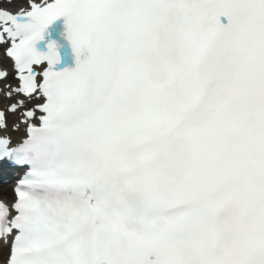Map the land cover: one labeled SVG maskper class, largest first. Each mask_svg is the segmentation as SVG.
I'll return each instance as SVG.
<instances>
[{"label":"snow or ice","instance_id":"6c2138e0","mask_svg":"<svg viewBox=\"0 0 264 264\" xmlns=\"http://www.w3.org/2000/svg\"><path fill=\"white\" fill-rule=\"evenodd\" d=\"M4 60L0 264H264V0H0Z\"/></svg>","mask_w":264,"mask_h":264},{"label":"bare ground","instance_id":"6f19581e","mask_svg":"<svg viewBox=\"0 0 264 264\" xmlns=\"http://www.w3.org/2000/svg\"><path fill=\"white\" fill-rule=\"evenodd\" d=\"M7 63L6 60H4L2 63H0L1 66H5ZM13 118V117H12ZM14 119V118H13ZM5 198H12V188L5 186L0 188V199H5Z\"/></svg>","mask_w":264,"mask_h":264}]
</instances>
